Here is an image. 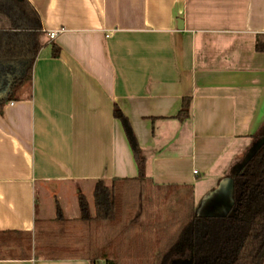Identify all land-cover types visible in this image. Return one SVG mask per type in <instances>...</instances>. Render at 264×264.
<instances>
[{
    "label": "crops",
    "instance_id": "1",
    "mask_svg": "<svg viewBox=\"0 0 264 264\" xmlns=\"http://www.w3.org/2000/svg\"><path fill=\"white\" fill-rule=\"evenodd\" d=\"M29 1L43 47L31 82L0 111V231L34 235L52 197L59 195L52 211L58 202L65 213L84 186L94 195L98 179L138 175L116 105L131 121L147 176L181 185L169 201L183 200L192 185L197 210L260 143L264 0ZM50 31L59 32L50 39ZM185 96L190 115L180 120ZM0 264L91 261L33 250Z\"/></svg>",
    "mask_w": 264,
    "mask_h": 264
},
{
    "label": "trees",
    "instance_id": "2",
    "mask_svg": "<svg viewBox=\"0 0 264 264\" xmlns=\"http://www.w3.org/2000/svg\"><path fill=\"white\" fill-rule=\"evenodd\" d=\"M43 35L41 16L29 0H0V111L10 100L19 99L22 88L31 82ZM256 50L264 51V39H257ZM60 52L54 45L53 56ZM190 102L189 96L183 98L177 118L189 117ZM114 115L124 128L138 175L115 177L110 183L98 179L94 209L79 193L78 218H67L57 202L55 218L37 220L34 235L0 231V258H27L34 250L37 258L82 257L91 264H264V131L254 135L260 143L245 164L232 171L233 203L226 214L199 215L190 185L182 208L166 215L161 209L165 201L158 205L155 201L164 194L168 200L181 185H158L147 176L146 157L130 119L118 105ZM134 189L137 202L130 201L119 211L123 197ZM85 230L107 240L98 244L94 238L97 247L92 245L94 251H89ZM53 233L62 237L49 241ZM10 240H16V248L7 247ZM53 249L60 252L53 254ZM67 249L73 251L62 254Z\"/></svg>",
    "mask_w": 264,
    "mask_h": 264
},
{
    "label": "rangeland",
    "instance_id": "3",
    "mask_svg": "<svg viewBox=\"0 0 264 264\" xmlns=\"http://www.w3.org/2000/svg\"><path fill=\"white\" fill-rule=\"evenodd\" d=\"M149 189H150V186H149ZM90 190H91L90 187L88 185H86V186L83 187L82 193H84L87 196L89 202L91 203L92 209H94V195H93V193ZM157 190L159 191V188H157ZM165 190H167V188ZM41 193H39V195H40V198H39V208H40V206L43 203V197L41 196L42 195ZM136 194H137V189H134V191H132V192L130 191L128 193V196H126V197L124 196L123 199H122V204L119 205V211H122L123 208L127 204L130 203V201H132L133 203L137 202ZM164 195H162L159 200L155 201L156 202V205L159 204V201L160 200L161 201H163V200L165 201V202H163V204H161L162 212H164V214L167 215L170 212L179 211V209L182 206L183 200L182 199H179V198H174V199H171L169 201V199L168 200L165 199ZM56 197L59 198V195H56ZM56 197L55 196L52 197L53 201H52V203H50L51 206H52V209L50 210V207L51 206L49 205L50 207H49L48 211H43L44 212L43 213V218H45L47 220V222H50V220H52L54 218V216H55L56 211H52V210H53V207L55 208L54 198H56ZM75 200L76 201H74V199L72 197L71 198L69 197V199L67 200V202L64 203V209L66 208V204H67V211L65 209V216L67 218L78 217L80 215L79 208H78L77 198H75ZM61 201H62V199H61ZM46 202H49V201L46 200ZM231 204H232V192L231 191L229 192V188H228L227 183H222L221 185H219L217 187V189H215V191L212 193L211 196H207L202 201V203L200 205V208L201 209L199 210V213L200 214H217V215H219V214H225L227 212V211H223L225 209V206L231 205ZM40 212L41 211H39V213ZM48 224H50V223H48ZM96 233L97 232H95V234ZM83 234L85 236L84 243L85 244H88L87 250H89V251H92L91 250L92 249V245H93V248L94 247H97L96 246V240H97L98 244L100 242L102 244V242H105V240H107L105 238L103 240L100 239L99 238L100 236L98 237V233L96 234L97 235L96 238L93 237V235L90 236V233L88 231L86 232V230L84 231ZM49 237L50 238L47 237L49 241H56L57 239H59L62 236H60L59 234L56 235V234L53 233V235L52 236H49ZM94 238L96 239L95 241H94ZM41 240H42L41 237L38 236L37 241L39 242ZM39 244H40V242H39ZM79 248H82L81 243L79 244ZM72 251H73V249H67L62 254H70V252H72ZM59 252L60 251H58V249H53L51 253H53V254L55 253L56 254V253H59Z\"/></svg>",
    "mask_w": 264,
    "mask_h": 264
},
{
    "label": "water",
    "instance_id": "4",
    "mask_svg": "<svg viewBox=\"0 0 264 264\" xmlns=\"http://www.w3.org/2000/svg\"><path fill=\"white\" fill-rule=\"evenodd\" d=\"M255 149V148H254ZM254 149L253 150H251L250 152H249V154L247 155V157L245 158V160L240 164V166H237V167H234L233 168V171L234 170H239L244 164H245V162H246V160H247V158L253 153V151H254ZM231 180H229L228 182L226 181V182H222V183H227V185H228V187H229V185H231V192H232V203H233V179L232 178H230ZM221 183V184H222ZM220 184V185H221ZM212 195V194H211ZM211 195H209V196H211ZM231 206H232V204L231 205H227V206H225L226 207V209H224L223 211H229L230 210V208H231ZM201 208H199L198 210H197V213L199 214V215H211V214H200L199 213V210H200ZM226 212V213H227ZM225 213V214H226Z\"/></svg>",
    "mask_w": 264,
    "mask_h": 264
},
{
    "label": "built area",
    "instance_id": "5",
    "mask_svg": "<svg viewBox=\"0 0 264 264\" xmlns=\"http://www.w3.org/2000/svg\"><path fill=\"white\" fill-rule=\"evenodd\" d=\"M58 32H59V31H50V32L48 33L49 38H50V39H54V38L57 36Z\"/></svg>",
    "mask_w": 264,
    "mask_h": 264
}]
</instances>
